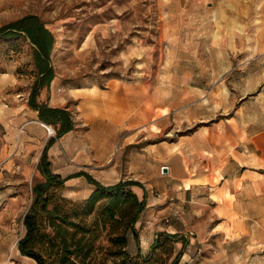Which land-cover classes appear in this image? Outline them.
<instances>
[{
  "label": "crops",
  "instance_id": "1",
  "mask_svg": "<svg viewBox=\"0 0 264 264\" xmlns=\"http://www.w3.org/2000/svg\"><path fill=\"white\" fill-rule=\"evenodd\" d=\"M52 69L54 76L36 102L70 113L72 129L59 138L53 126L42 123L29 106V93L2 95L17 81L0 77V124L13 138L15 155L3 164L12 173L0 174V230H8L0 236V264H36L19 253L18 242L24 235L18 240L12 227L3 226L2 218L9 214L5 205L18 194L15 182H27L35 174L44 180L37 164L45 148L50 172L61 180V196L67 200H86L95 185L111 187L125 180L140 184L133 190L143 199L144 208L136 225L138 240L128 237L127 251L132 256H144L158 237L172 236L173 249L181 259L178 264H264V123L234 120L221 133L207 128L191 137L163 141L161 135L177 126L178 118L189 122L194 102L202 100L206 116L211 117L215 110L225 111L232 97L211 93L168 97L139 76L104 79L76 71L66 76ZM3 97H9L12 105ZM15 158H25L27 163L19 164ZM205 189L227 193L228 199L210 207L204 202ZM154 192L161 199L150 200ZM167 198L179 200L184 218L171 225L143 227L158 209L154 204ZM185 233L191 235L187 242L181 239Z\"/></svg>",
  "mask_w": 264,
  "mask_h": 264
},
{
  "label": "rangeland",
  "instance_id": "2",
  "mask_svg": "<svg viewBox=\"0 0 264 264\" xmlns=\"http://www.w3.org/2000/svg\"><path fill=\"white\" fill-rule=\"evenodd\" d=\"M27 16L37 18L50 33V64L66 76L74 71L102 75L104 79L139 76L156 84L154 88H160L168 97H198L203 93L232 97L225 111L215 110L211 117L206 116L202 100L194 102L189 122L186 117L178 118L177 126L169 127L160 140L191 137L207 128L221 133L226 130L224 125L234 120L238 124L241 119L264 123V0H0V31L5 30V35L0 36V77L17 81L12 90L3 91V96L31 94L35 85L34 46L22 32L11 30ZM249 63L254 66L251 68ZM3 98L12 105L9 97ZM197 117L200 118L193 120ZM12 142L0 124V174L12 173L3 168L15 156ZM18 159L14 161L27 163L25 158ZM200 169L204 171L206 166L202 164ZM44 182L37 174L27 182H15L18 194L5 205L4 211L9 214L3 216L2 223L13 228L18 240L25 234L23 219L34 201L31 190ZM213 182H218L216 176ZM203 193L210 207L217 208L228 199L224 192L219 195L205 189ZM149 197L161 199L155 192ZM162 203L154 204L153 208L158 209L144 220L143 227L164 224L161 219L169 217L173 208L181 213L164 225L184 218L178 199L167 198ZM41 204L35 207L38 235L34 250L44 259L61 255L60 232L72 243L71 251L73 244L90 242L94 264H178L180 258L172 241L161 242L141 258L128 257L120 238L124 235L123 224L113 228L104 218L105 203L86 215L81 203L62 198L60 188L53 186L44 208ZM153 217L158 222L149 225ZM7 234L3 227L0 236ZM190 238L189 233L181 236L183 242ZM76 255L74 252L72 259L77 260Z\"/></svg>",
  "mask_w": 264,
  "mask_h": 264
},
{
  "label": "trees",
  "instance_id": "3",
  "mask_svg": "<svg viewBox=\"0 0 264 264\" xmlns=\"http://www.w3.org/2000/svg\"><path fill=\"white\" fill-rule=\"evenodd\" d=\"M11 30L22 32L34 46L33 58L36 69V81L30 94L28 104L32 109L37 111L38 119L42 123L53 126L55 137L59 138L72 129L70 113L66 110L51 109L44 103L37 104L36 102L40 89L48 87L54 76L49 60L52 45L51 35L38 23L37 18L34 16L23 18ZM2 34L5 35V30L0 31V36ZM37 170L44 178L45 182L36 185L32 190L34 201L31 210L23 219L25 234L18 242L19 253L22 256L34 260L36 264H94L95 259L92 256L94 249L90 242L86 244L83 243L82 245H80V242L73 244L74 249L71 251L70 248L72 247V243H69L68 239L62 236L60 232L57 233V235L60 240L59 248L61 255H58L55 259H44L34 250L38 235V228L35 220L38 213L35 211V207L39 203H42V208H44L50 188L53 186L60 187L62 184L61 180L50 172V165L46 157V148L37 164ZM95 187V191L86 200L75 203H81V205H83L86 215L95 213L96 210H99L100 204L105 203L104 209L102 210L104 218L110 220V224H112L113 228L118 223L123 224L124 235L120 236V238L125 248L126 255L131 258L143 257L142 255L132 256L127 251L129 235H132L135 241L138 240L135 224L144 208V201L138 198L133 188H140V185L133 181H123L111 187H102L99 185H95ZM120 220L122 221L120 222ZM62 223H65L64 220ZM60 231H62V229H60ZM166 241L174 242V237H158L151 249L158 247L161 242L165 243ZM74 252H77V260L72 259Z\"/></svg>",
  "mask_w": 264,
  "mask_h": 264
},
{
  "label": "built area",
  "instance_id": "4",
  "mask_svg": "<svg viewBox=\"0 0 264 264\" xmlns=\"http://www.w3.org/2000/svg\"><path fill=\"white\" fill-rule=\"evenodd\" d=\"M48 133L49 134H52V129L50 127H48ZM181 213V211L178 209V208H173L171 209V212H170V216L169 217H163L161 219L162 222H164V224H169L172 220H174L179 214ZM153 222H158V219L156 217H153V221H151L149 223L152 224Z\"/></svg>",
  "mask_w": 264,
  "mask_h": 264
},
{
  "label": "water",
  "instance_id": "5",
  "mask_svg": "<svg viewBox=\"0 0 264 264\" xmlns=\"http://www.w3.org/2000/svg\"><path fill=\"white\" fill-rule=\"evenodd\" d=\"M167 173V169L166 168H163L162 169V174H166Z\"/></svg>",
  "mask_w": 264,
  "mask_h": 264
}]
</instances>
